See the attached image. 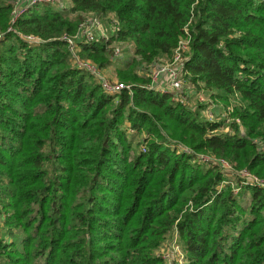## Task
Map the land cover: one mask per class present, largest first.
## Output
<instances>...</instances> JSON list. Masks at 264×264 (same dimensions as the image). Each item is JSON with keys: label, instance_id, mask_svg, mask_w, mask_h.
<instances>
[{"label": "trees", "instance_id": "1", "mask_svg": "<svg viewBox=\"0 0 264 264\" xmlns=\"http://www.w3.org/2000/svg\"><path fill=\"white\" fill-rule=\"evenodd\" d=\"M12 12L0 0V264H165L156 251L175 230L185 264H264V189L236 175L264 180V0H57ZM85 13L116 30L81 42V56L103 68L112 42L132 43L117 72L130 90L106 92L73 63L59 38ZM182 37L187 82L233 103L229 121L190 110L186 88L150 87L149 66Z\"/></svg>", "mask_w": 264, "mask_h": 264}, {"label": "built area", "instance_id": "2", "mask_svg": "<svg viewBox=\"0 0 264 264\" xmlns=\"http://www.w3.org/2000/svg\"><path fill=\"white\" fill-rule=\"evenodd\" d=\"M13 2V12H12V18L13 20H16L18 17H20L26 10L29 8V6H32L34 4L40 3V2H47V3H55L57 0H11ZM109 22V21H108ZM116 23L114 20H111L109 22L110 32L113 33V30H116ZM187 31V30H186ZM24 39L27 40L30 43H40L42 40L33 35H27L24 36ZM60 40H63L66 43V46L71 54V57L73 59V63L79 66L80 68H83L86 72H88L102 87L103 90L109 93H118L122 89H129L130 85L125 84L123 82H115L108 79H105L101 75L102 69L98 65H93L91 63L86 62V60H79L77 53H79L80 50V43L81 42H94L99 39L108 40L107 34H105V28L103 27V24L100 23L99 17L96 15L93 16L92 19H83L79 26L77 31L74 34H63L60 38ZM115 42L111 43V46ZM188 49V38L182 37L176 46V48L173 51L172 60L170 63L166 64L164 67L159 66L160 63L153 67L154 70L150 72L151 77V85L152 88H157L158 82L160 81V84L158 87H166L168 90H162V91H171V92H179L183 86H182V80H181V72L183 71V62L184 54ZM118 51L115 47L113 48V54L114 52ZM166 84V85H165ZM207 116H212V112L208 111ZM143 150H145V147L143 146ZM185 152H190L188 148L184 149ZM201 158V161H206L209 159H205L203 156H199ZM219 162L222 164L223 167H230L229 163L223 159H219ZM233 171H231L230 176H232ZM237 176H240V178L248 184L257 185L260 188L264 189V180L258 178L257 176L251 174L247 170L243 169L236 174ZM225 182L221 183L220 185L224 184ZM232 187L235 191L239 190V187L237 183L232 182Z\"/></svg>", "mask_w": 264, "mask_h": 264}, {"label": "rangeland", "instance_id": "3", "mask_svg": "<svg viewBox=\"0 0 264 264\" xmlns=\"http://www.w3.org/2000/svg\"><path fill=\"white\" fill-rule=\"evenodd\" d=\"M64 3L66 5H70V0H64ZM84 19H92L93 16H95L92 13H85ZM108 16L107 18L99 17L100 23L103 24V27L105 28V34H107V37L110 38L112 36V32H110V27H109V22H108ZM116 48L118 51H115V54H112V63L108 66H105L101 71V75L108 80L111 81H117V82H122L124 80L120 79L119 74L117 73L118 70L123 66L127 60L133 56V45L132 43L128 42H115L110 48ZM68 49V48H67ZM69 51V50H68ZM81 52V51H80ZM77 53V56L79 60H86V62L91 63L93 65H98L96 61L91 59L90 57H85L81 56L82 53ZM172 60V57L167 58V57H161L159 59L160 65L159 66H165L166 64L170 63ZM150 72L154 70L152 66H149ZM143 72L140 71V75H142ZM181 80H182V86L183 88H186L187 90L185 93L186 95H180L181 100L190 108V110L198 112L199 116L204 119V120H214V121H220L224 118L227 119V112L226 109L230 110L232 109V104H225L221 100H216L210 96V92L206 91L204 88H202V85L199 88H194L193 86L191 87L187 82L186 76L184 72H181ZM127 83V82H126ZM160 84V81L158 82L157 88H154L156 90H168L166 87L162 85V87H158ZM166 85V84H165ZM188 85V86H187ZM187 86V87H185ZM182 88V89H183ZM182 89L179 91L181 92ZM184 91V90H183ZM182 96V97H181ZM211 111L212 116H207V112ZM229 121V119H227ZM228 123V122H227ZM225 124V123H224ZM130 130V129H129ZM229 130L228 126L227 128L223 130H218V132H227ZM134 132V131H133ZM132 133V130L128 132V136ZM143 134V133H141ZM141 135L130 137L132 141V151L137 153L139 151H144L143 146L144 144H140ZM190 150V149H189ZM200 156H203L205 159L207 157L203 154H199ZM212 159V158H211ZM208 160V159H207ZM223 172L231 177L229 174H231V171L233 168L230 167H222L221 168ZM234 192H236L234 190ZM0 226H1V221H0ZM179 236L177 234V231H173V234L171 236L166 237L165 242L162 243L161 245V250L156 251L157 254H161L163 258H165V264H185V258H186V253L183 250L180 240L178 239Z\"/></svg>", "mask_w": 264, "mask_h": 264}]
</instances>
